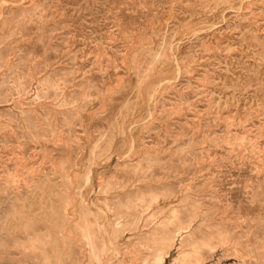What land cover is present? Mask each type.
I'll use <instances>...</instances> for the list:
<instances>
[{
    "label": "rangeland",
    "instance_id": "rangeland-1",
    "mask_svg": "<svg viewBox=\"0 0 264 264\" xmlns=\"http://www.w3.org/2000/svg\"><path fill=\"white\" fill-rule=\"evenodd\" d=\"M0 264H264V0H0Z\"/></svg>",
    "mask_w": 264,
    "mask_h": 264
}]
</instances>
